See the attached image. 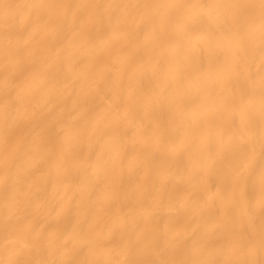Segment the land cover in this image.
Here are the masks:
<instances>
[{
  "label": "bare ground",
  "instance_id": "obj_1",
  "mask_svg": "<svg viewBox=\"0 0 264 264\" xmlns=\"http://www.w3.org/2000/svg\"><path fill=\"white\" fill-rule=\"evenodd\" d=\"M0 264H264V0H0Z\"/></svg>",
  "mask_w": 264,
  "mask_h": 264
}]
</instances>
